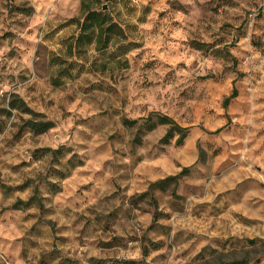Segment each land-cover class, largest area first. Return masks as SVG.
Instances as JSON below:
<instances>
[{
	"label": "rangeland",
	"instance_id": "obj_1",
	"mask_svg": "<svg viewBox=\"0 0 264 264\" xmlns=\"http://www.w3.org/2000/svg\"><path fill=\"white\" fill-rule=\"evenodd\" d=\"M0 122V264H264V0H0Z\"/></svg>",
	"mask_w": 264,
	"mask_h": 264
},
{
	"label": "trees",
	"instance_id": "obj_2",
	"mask_svg": "<svg viewBox=\"0 0 264 264\" xmlns=\"http://www.w3.org/2000/svg\"><path fill=\"white\" fill-rule=\"evenodd\" d=\"M91 15H93L94 18H97V17H100L101 14H99L97 12H92ZM86 20H88V17H86ZM89 40H90V38H89ZM107 42H108V38L105 39L104 45L107 44ZM98 43H99V40H98ZM235 94H236V91L233 90L232 93L224 100V106L227 105L229 99L231 97H234ZM10 107L12 109H15V108H19V105H17V103L14 101V102L10 103ZM5 113L10 114V111L7 110V111H5ZM28 122H29L30 127L36 133L46 132L47 130H49L53 126L52 122L48 121V120L41 121V120H35V119L32 118V119L28 120ZM157 123L168 125V129L166 130V132H165V134H164V136L162 138V141L165 142V143L169 142V140L174 136V131H178L180 133V136L176 140L177 143H180L186 136L187 128H183V127L179 126L169 116L159 115V117L157 119ZM0 128H1V122H0ZM216 131H219V130H216ZM187 171H188V168L187 167H183L178 174H176L174 176H167V177H165V179H175V180H177L182 175H184ZM154 183H156V182H153V183L149 184L148 190L151 189V187L153 186ZM176 183H175V185H176ZM155 216L156 215H154V218H155ZM224 264H233V263H224Z\"/></svg>",
	"mask_w": 264,
	"mask_h": 264
}]
</instances>
